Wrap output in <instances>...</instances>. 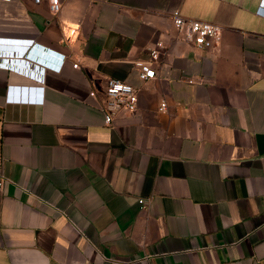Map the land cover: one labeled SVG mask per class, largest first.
Returning <instances> with one entry per match:
<instances>
[{"label":"crops","instance_id":"obj_1","mask_svg":"<svg viewBox=\"0 0 264 264\" xmlns=\"http://www.w3.org/2000/svg\"><path fill=\"white\" fill-rule=\"evenodd\" d=\"M176 10L220 44L186 42ZM12 44L34 57L0 55V264H264V0L1 1ZM110 78L139 101L108 125Z\"/></svg>","mask_w":264,"mask_h":264},{"label":"built area","instance_id":"obj_2","mask_svg":"<svg viewBox=\"0 0 264 264\" xmlns=\"http://www.w3.org/2000/svg\"><path fill=\"white\" fill-rule=\"evenodd\" d=\"M9 1V0H0ZM36 3H40L41 0H34ZM50 9L54 14H59L62 9V0H49ZM173 24L180 37L186 42L198 46L200 48H212L218 46L221 42L223 35V28L220 24L210 21H205L197 18H190L184 16L179 10H176L172 14ZM31 43L33 40H29ZM162 45L159 44L158 47ZM30 46L20 47V55L22 56L27 52ZM0 55H10L8 52L0 51ZM150 58L147 60L138 59L133 62L134 68L138 71V76L142 81H147L157 77V71L155 62L160 58L161 52L159 48H153L150 50ZM60 60L59 66H54L48 63L46 69L61 70L65 57L58 55ZM28 57H30L28 55ZM37 92L41 95V87L32 88L30 91L28 88L21 89L19 86L8 87V99L10 102L27 101L32 104L36 103L35 94ZM39 89V91H38ZM27 91V92H26ZM25 94L28 97H25ZM139 101V89L133 84L110 78L107 81L104 88V100L100 104L101 110L105 115V122L111 125L114 118L123 112H133L138 108ZM167 107V103L164 101L161 103V110L164 111ZM140 203L142 207H145L146 201L141 198Z\"/></svg>","mask_w":264,"mask_h":264},{"label":"water","instance_id":"obj_3","mask_svg":"<svg viewBox=\"0 0 264 264\" xmlns=\"http://www.w3.org/2000/svg\"><path fill=\"white\" fill-rule=\"evenodd\" d=\"M10 47H8V46H4V48L3 47H0V51L2 52V51H6V52H8V54H10L11 56H21L20 54L22 53V52H20V48L19 47H16V46H14L13 44L12 45H9ZM26 55V57H28V55L29 56H33L34 57V55L32 54V52L31 51H29L28 53H25V54H23L22 56H25Z\"/></svg>","mask_w":264,"mask_h":264}]
</instances>
